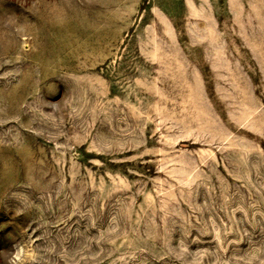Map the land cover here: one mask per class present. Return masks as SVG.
Wrapping results in <instances>:
<instances>
[{
    "label": "rangeland",
    "instance_id": "rangeland-1",
    "mask_svg": "<svg viewBox=\"0 0 264 264\" xmlns=\"http://www.w3.org/2000/svg\"><path fill=\"white\" fill-rule=\"evenodd\" d=\"M0 264H264V0H0Z\"/></svg>",
    "mask_w": 264,
    "mask_h": 264
}]
</instances>
